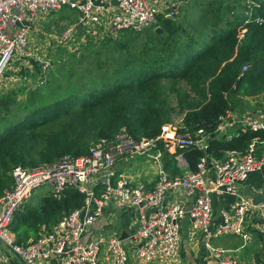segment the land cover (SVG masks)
<instances>
[{
  "label": "built area",
  "instance_id": "2783aa9c",
  "mask_svg": "<svg viewBox=\"0 0 264 264\" xmlns=\"http://www.w3.org/2000/svg\"><path fill=\"white\" fill-rule=\"evenodd\" d=\"M180 1L0 0V80L15 57L34 56L29 32H37L33 25L40 16L68 6L78 14L60 39L73 40L78 34L92 39L105 33L155 30L159 15L178 16ZM48 66V60L40 61V70ZM247 67L243 65L242 70ZM233 124L242 130L264 133V112L227 110L218 116L212 133L203 128L182 131L181 126L164 122L156 136L135 139L121 127L111 137L92 141L87 154L67 153L53 162L14 166L12 184L0 195V247H9L25 264H40L53 256L59 264H129L131 251L118 235H88L94 221L113 203L135 210L132 238L138 261L148 263L176 255L181 247L180 221L187 217L191 231L202 237L214 264H250L235 257L231 249L211 245L213 239L222 235L249 241V217H257L259 227L264 229V205L253 204L239 190V184L264 166V153L259 157L256 154V144L264 140L255 137L244 152L227 150L222 157L208 151L211 138L226 133ZM187 148L201 152L194 171L189 170L183 156L182 150ZM164 152L175 155L181 175L170 176L164 170ZM134 156L157 166V178L151 187L117 172L118 161ZM42 186H47L49 195L56 199L69 187L77 189L85 195L84 203L50 228H42L36 239L17 243L8 226L33 191ZM213 197L222 201L218 219L213 215ZM228 197L232 200L226 203Z\"/></svg>",
  "mask_w": 264,
  "mask_h": 264
},
{
  "label": "trees",
  "instance_id": "16d2710c",
  "mask_svg": "<svg viewBox=\"0 0 264 264\" xmlns=\"http://www.w3.org/2000/svg\"><path fill=\"white\" fill-rule=\"evenodd\" d=\"M209 4L192 25L179 15H159L162 32L149 29L148 41L156 49L148 59L132 67L125 65L111 76L102 73L99 81L88 87L31 108L24 117L14 116V126L0 121V195L12 184L14 166L53 162L67 153L87 154L89 138L111 137L121 127L135 139L156 136L168 122L173 81H183L195 96L172 89L185 109L182 131L203 128L212 133L219 115L227 110L245 112L239 105L241 97H264V0L249 5ZM91 41L89 38L87 43ZM243 65H248L244 71ZM36 93L31 89L29 98ZM0 102L8 109L15 104V96H3ZM54 124L58 128H50ZM35 133L44 139L39 143L22 140L24 135ZM255 137L263 141L264 133L239 126L236 131L213 136L208 151L215 157H222L227 150L244 152ZM182 152L189 170H196L201 152L196 148ZM163 160L170 176L182 174L174 155L164 152ZM84 198L83 193L69 187L60 199L50 195L35 205L25 204L9 224L16 242L27 244L29 238L36 239L42 228H50L64 214L80 208Z\"/></svg>",
  "mask_w": 264,
  "mask_h": 264
},
{
  "label": "rangeland",
  "instance_id": "374dc122",
  "mask_svg": "<svg viewBox=\"0 0 264 264\" xmlns=\"http://www.w3.org/2000/svg\"><path fill=\"white\" fill-rule=\"evenodd\" d=\"M209 3L215 5L224 3L235 6L236 4L247 5V0H181L178 15L182 17L180 19L184 20V23L195 24L206 13ZM77 14L76 10L63 6L61 9L38 18L40 20L41 17H46V20L34 22L38 32L31 30L29 34L30 36L33 34L31 45L34 47L31 49L34 56L31 59L38 64V73L33 71L35 73L33 81H28L33 77L29 72L25 76L26 78L21 74L16 77V80H8L3 83H1V78L0 99L6 95H13L16 100L15 104L8 105V109L5 108L4 103L0 102V121L2 123L8 125L11 123L14 126L17 122L14 116L24 117L31 108L63 98L82 89V87H88L93 81H99L102 73L107 77L117 70H122L125 65L132 67L134 63L148 59L156 49L148 41V35L151 33L149 30L139 33L132 31L105 33L97 36L98 38H92L91 43H87V37L79 34L74 36L73 40L62 41L59 37L60 34L71 22L76 21ZM42 60L49 62L46 70H40V61ZM31 89H36L37 93L30 99ZM172 89L185 90L188 93L187 97L195 96L190 87H187L183 81L176 80L170 84L167 109L169 112L168 122L181 126L185 109L178 103L176 93ZM258 99L264 101L262 95H259ZM184 105H186L185 102ZM54 126L57 125H51L50 128ZM22 138V140L34 139L33 143H39L41 139H44L42 135L37 133L24 135ZM94 140L93 137L89 138L88 144ZM133 158L125 163L126 167L122 169L123 171L134 176L144 172H148L147 176L149 177L154 175L157 166L152 161L144 162L141 157L138 158L137 156ZM47 190V186L35 189L26 201L28 205L37 204ZM197 235L199 234L197 233ZM230 237L232 236H219L211 241V245L226 248V243Z\"/></svg>",
  "mask_w": 264,
  "mask_h": 264
},
{
  "label": "crops",
  "instance_id": "0c3cea01",
  "mask_svg": "<svg viewBox=\"0 0 264 264\" xmlns=\"http://www.w3.org/2000/svg\"><path fill=\"white\" fill-rule=\"evenodd\" d=\"M183 1V0H182ZM183 4V3H182ZM249 5V3H247ZM180 12V11H179ZM46 20V17H42L39 22ZM36 30V25H33ZM154 31V30H153ZM38 32V31H37ZM155 32V31H154ZM30 45H31V38ZM33 49V45H31ZM35 50V49H34ZM31 70V71H30ZM36 71L38 73V64L35 61H32L31 57H15V59L11 62V65L8 70H6L4 76L2 77V82H7L8 80H16L18 75L31 74V79L28 81H33ZM13 96V95H12ZM239 105L243 108H246L245 111H249L251 113L264 112V101L259 100L258 96L241 97ZM236 128H239L237 124H233L231 127L226 130L233 132L236 131ZM256 154L257 156H261L264 153V143L258 142L256 144ZM168 153V152H167ZM170 154V153H169ZM174 155V154H170ZM139 158V157H138ZM175 158V155H174ZM129 159L124 161H118L116 164L117 172L127 176L131 180H140L146 184L147 187H151L153 183L156 181L157 175L154 172V175L147 176L148 172L137 173L135 176L128 173L127 171H123L122 169L126 167V164ZM164 162V160H163ZM178 166V164H177ZM180 169V168H179ZM157 171V170H156ZM181 171V170H180ZM183 173V171H181ZM142 175V176H141ZM245 185H249L253 191H260L262 186L264 185V166L256 172L250 174L248 179L243 183L239 184V190L242 193V190ZM44 196H50L48 190ZM43 197V196H42ZM214 198L213 203V215L215 219H218V207L221 204V200L217 197ZM232 200V197H228L226 199V203ZM26 204H28L26 202ZM135 215V210L130 207H119L112 203V205L106 207L103 211V214L98 217L94 223L91 225L88 235L89 236H98L104 235L109 236L112 234L120 235L121 231H126L127 238L122 240L124 246L129 247L131 251L129 264H214V260L210 258V253L208 249L205 247L202 237L200 235L194 234L191 231V222L187 217H184L180 221V232H181V247L176 255L171 258L163 259L160 261L143 263L142 261H138V259L133 254V250L135 249V244L133 242L132 233V220ZM259 220L257 217H249L246 222V229L250 234V240L244 242L240 237L231 235L230 239L227 241V247L224 249L233 250V254L239 260L247 261L250 264H264V229H261L258 225ZM8 229L11 233L14 234L15 239L16 235L13 231H11L10 227ZM33 238H29L27 243L32 241ZM214 247V246H213ZM223 248L222 246H218ZM133 248V249H132ZM0 264H24L23 260L13 253L9 247L2 245L0 247ZM40 264H59V259L57 257H52L47 262H40ZM101 264H104L103 262Z\"/></svg>",
  "mask_w": 264,
  "mask_h": 264
},
{
  "label": "water",
  "instance_id": "95a60500",
  "mask_svg": "<svg viewBox=\"0 0 264 264\" xmlns=\"http://www.w3.org/2000/svg\"><path fill=\"white\" fill-rule=\"evenodd\" d=\"M154 31L156 33H161L162 29L160 26H158L157 28H155ZM242 194L245 196H248L251 199L253 204L264 205V185L262 186V189L260 191H253L249 185H245L243 190H242ZM127 236L128 235H127L126 231H121V233L119 235V239L124 240L125 238H127ZM23 263H24V261H23Z\"/></svg>",
  "mask_w": 264,
  "mask_h": 264
}]
</instances>
